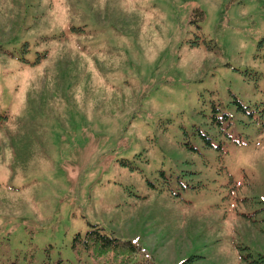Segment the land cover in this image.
<instances>
[{
	"label": "rangeland",
	"instance_id": "obj_1",
	"mask_svg": "<svg viewBox=\"0 0 264 264\" xmlns=\"http://www.w3.org/2000/svg\"><path fill=\"white\" fill-rule=\"evenodd\" d=\"M263 105L264 0H0V264H264Z\"/></svg>",
	"mask_w": 264,
	"mask_h": 264
},
{
	"label": "trees",
	"instance_id": "obj_2",
	"mask_svg": "<svg viewBox=\"0 0 264 264\" xmlns=\"http://www.w3.org/2000/svg\"><path fill=\"white\" fill-rule=\"evenodd\" d=\"M235 102L238 103L239 109H242L243 111H245L248 116L255 118V115H254L255 111L252 109L251 106L243 105L238 100ZM262 103L263 102H261L260 104ZM258 104L259 103H257V105ZM247 108L249 110H247ZM217 110L218 109L214 108V112H216ZM258 112H259L258 118L261 117V122L264 126V105L262 108H259ZM212 118L213 120H215V122L219 126H221L223 123V120L227 119L228 121L229 115L226 114L225 112H222L221 114L213 113ZM202 137L205 138V135H202ZM206 140H208V138H206ZM77 236H78L77 238L82 242V244L84 245L86 249L92 248L93 250H96L99 253L110 254L109 259H107V264H128V262L130 261L129 257L128 256L119 257L120 251L124 250L125 246H128L131 252L137 250L136 247H134V244L132 242H121L112 235L102 233L100 231V228L97 227V225H93L92 228L85 233V236L83 237V239L80 237V235H77Z\"/></svg>",
	"mask_w": 264,
	"mask_h": 264
}]
</instances>
